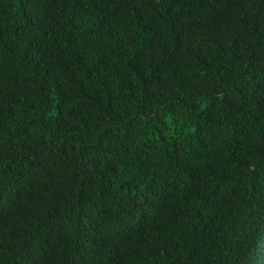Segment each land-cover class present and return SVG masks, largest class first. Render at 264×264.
<instances>
[{"label":"trees","instance_id":"obj_1","mask_svg":"<svg viewBox=\"0 0 264 264\" xmlns=\"http://www.w3.org/2000/svg\"><path fill=\"white\" fill-rule=\"evenodd\" d=\"M0 264H264V0H0Z\"/></svg>","mask_w":264,"mask_h":264}]
</instances>
